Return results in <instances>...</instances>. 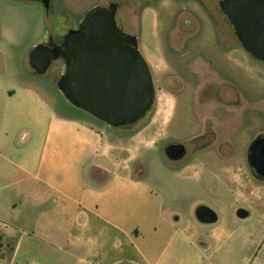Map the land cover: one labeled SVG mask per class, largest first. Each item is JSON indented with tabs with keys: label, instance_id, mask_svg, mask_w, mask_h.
<instances>
[{
	"label": "rangeland",
	"instance_id": "obj_1",
	"mask_svg": "<svg viewBox=\"0 0 264 264\" xmlns=\"http://www.w3.org/2000/svg\"><path fill=\"white\" fill-rule=\"evenodd\" d=\"M110 1L61 0L58 14L47 15L39 3L0 0V91L31 87L76 122L61 129L93 130L116 143L124 166L122 227L139 234L153 263L264 264V181L247 162L252 140L264 134V63L244 51L220 0L122 1L118 14L137 36L155 86L152 108L133 125L111 127L67 102L57 88L63 59L42 75L30 66L37 45L60 41ZM170 144L187 148L184 160L165 157ZM199 205L214 210L217 223L201 224ZM240 208L248 218L236 216ZM15 245L1 248L0 264H85L67 251Z\"/></svg>",
	"mask_w": 264,
	"mask_h": 264
},
{
	"label": "crops",
	"instance_id": "obj_2",
	"mask_svg": "<svg viewBox=\"0 0 264 264\" xmlns=\"http://www.w3.org/2000/svg\"><path fill=\"white\" fill-rule=\"evenodd\" d=\"M58 114L31 87L0 91L2 248L63 250L85 264H155L139 234L122 227L116 143L89 129L63 130L76 122Z\"/></svg>",
	"mask_w": 264,
	"mask_h": 264
},
{
	"label": "water",
	"instance_id": "obj_3",
	"mask_svg": "<svg viewBox=\"0 0 264 264\" xmlns=\"http://www.w3.org/2000/svg\"><path fill=\"white\" fill-rule=\"evenodd\" d=\"M43 2L49 0H17ZM219 7L235 35L254 59L264 62V0H220ZM116 5L95 7L57 43L52 38L37 45L29 64L39 75L46 73L53 60L63 59L64 70L58 91L72 106L111 127H125L144 118L155 101V87L149 66L139 51L137 36L124 33L115 21ZM164 154L171 162L186 157V147L170 144ZM248 165L264 178V137L252 140ZM250 212L240 208L239 219ZM201 224H215L217 213L205 205L194 211ZM176 220L178 218L176 217Z\"/></svg>",
	"mask_w": 264,
	"mask_h": 264
},
{
	"label": "flooded vegetation",
	"instance_id": "obj_4",
	"mask_svg": "<svg viewBox=\"0 0 264 264\" xmlns=\"http://www.w3.org/2000/svg\"><path fill=\"white\" fill-rule=\"evenodd\" d=\"M122 1L123 0H111L110 2H108L107 4H104V5H101V6H98V7H108L109 5H111V4H115L116 5V12H115V21H116V24H117V26H118V28L120 29V30H122L124 33H126V34H130V35H132V36H136V35H133V34H131L127 29H126V27H125V24L123 23L124 22V18L123 17H120L119 16V14H118V11H119V8H120V6H121V3H122ZM37 3H39L40 5H42L44 8H45V10H46V13H47V15H50V14H53V15H57L58 14V9L60 8V5H61V0H49V1H47V4H44L43 2H37ZM218 6H219V2H218ZM94 8V7H93ZM220 8V7H219ZM222 12V11H221ZM228 20V19H227ZM81 21V20H80ZM80 21L78 22V24L76 25V27H74L73 28V30H76V29H78V27H79V23H80ZM229 22V21H228ZM230 24V23H229ZM230 26H231V24H230ZM232 27V26H231ZM233 29V28H232ZM69 31V30H68ZM67 31V32H68ZM66 32V33H67ZM62 40V39H61ZM60 40V41H61ZM60 41H57V43H59ZM242 46V45H241ZM243 48V47H242ZM244 49V48H243ZM245 51V50H244ZM246 52V51H245ZM247 53V52H246ZM250 55V54H249ZM251 56V55H250ZM252 57V56H251ZM253 58V57H252ZM254 59V58H253ZM254 60H256V59H254ZM256 61H258V60H256ZM260 62V61H259ZM264 63V62H263ZM192 76H194L193 74H192ZM197 80V79H196ZM154 82V81H153ZM155 87V86H154ZM258 136H262V137H264V134H259ZM257 137V136H256ZM255 137V138H256ZM254 138V139H255ZM253 139V140H254ZM248 151H249V147H248ZM165 155V154H164ZM186 156H187V148H186ZM166 157V156H165ZM185 159V158H184ZM183 159V160H184ZM182 161V160H181ZM178 162H180V161H178ZM173 163H177V162H173ZM249 166V165H248ZM249 168H250V170H251V172H252V175L256 178V179H258V180H261V181H264V178H262V177H260V176H258L257 174H255V172L253 171V169L249 166ZM178 222V221H177Z\"/></svg>",
	"mask_w": 264,
	"mask_h": 264
},
{
	"label": "trees",
	"instance_id": "obj_5",
	"mask_svg": "<svg viewBox=\"0 0 264 264\" xmlns=\"http://www.w3.org/2000/svg\"><path fill=\"white\" fill-rule=\"evenodd\" d=\"M1 240H2V238L0 237V261H1V260L3 259V257H4L3 253H1V248H2Z\"/></svg>",
	"mask_w": 264,
	"mask_h": 264
}]
</instances>
